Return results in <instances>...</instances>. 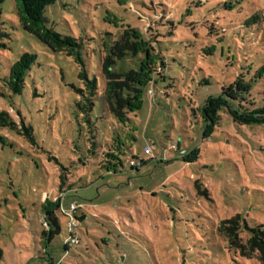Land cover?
Listing matches in <instances>:
<instances>
[{"label":"rangeland","instance_id":"374dc122","mask_svg":"<svg viewBox=\"0 0 264 264\" xmlns=\"http://www.w3.org/2000/svg\"><path fill=\"white\" fill-rule=\"evenodd\" d=\"M3 7L10 35L0 48V76L25 51L37 59L23 92L5 87L0 96V109L19 123V130L0 126V264H261L249 238L250 228L264 224V123L237 124L222 110L214 133L204 137L201 106L241 74L255 79L250 96L263 104L264 77L254 76L264 62V23L247 20L264 0L48 5L47 25L80 41L89 76L98 79L88 117L78 107L81 63L23 29L15 0ZM129 26L148 31L162 72L152 74L125 125L106 104L101 57ZM142 57L128 54L114 67L138 70ZM114 132L135 138L127 141L122 164L108 171L102 164ZM195 149L198 158L187 161ZM131 159L145 163L132 168ZM71 203L79 206L77 216L86 213L72 220L79 244H66ZM47 207L59 223L52 237ZM235 214L242 216L240 239L250 257L218 232L220 220Z\"/></svg>","mask_w":264,"mask_h":264},{"label":"trees","instance_id":"16d2710c","mask_svg":"<svg viewBox=\"0 0 264 264\" xmlns=\"http://www.w3.org/2000/svg\"><path fill=\"white\" fill-rule=\"evenodd\" d=\"M6 0H0V48L7 45L6 39L9 37L4 26L3 13L4 3ZM56 0H15L17 13L21 26L26 31L34 34L40 41L45 43L53 51H64L69 56H74L81 63L82 68L79 77L82 79L84 86L76 87L80 95L78 107L87 117L92 111L95 104V97L98 93L97 77H90L85 63L80 55L81 43L71 35L63 34L53 27L47 25L45 9L48 5L53 4ZM264 23V8L259 7L253 14L248 17L247 23ZM148 31H143L137 27L129 26L125 28L121 37L115 40L110 48V52L101 57V73L104 77L103 95L109 110L115 117L125 125L131 121L129 114L140 108L143 88L152 80L153 73H161L162 68H158L159 56L152 44L153 38H147ZM142 53L140 68L122 71L116 69L114 65L117 59H121L128 54ZM37 55L33 52L25 51L13 62L9 73L0 76V96H5V87L12 93H22L26 84V75L35 63ZM163 65L164 63L161 62ZM255 78L264 77V62L257 68ZM255 79H246L244 75H239L233 83L223 86L219 94L210 95L201 106V114L205 121L206 127L204 137H210L221 119V111H228L237 124L264 123V102L260 106L255 105L252 99L251 88ZM151 89V88H150ZM153 92V91H152ZM90 120V118H89ZM94 122L90 121V125ZM0 126L9 127L19 130V123L6 109H0ZM30 133V128H26ZM95 127L91 128L92 149L96 147ZM112 143L109 144V151L105 152L104 163L102 164L108 171H115L122 164V157L125 148L128 146V140L134 139L135 136L130 132L128 138L120 132L112 134ZM107 139L105 140V143ZM199 156L198 149L193 150L185 156L187 161H193ZM141 165L132 166L138 169ZM199 185V182L197 183ZM63 185V184H62ZM65 196L66 191H62ZM58 204V205H57ZM55 205L61 206V202L56 200ZM50 215L45 217L46 225L49 226V236L59 230L58 219L54 214L53 207H47ZM70 221L68 214L64 213ZM240 214H235L231 218L220 220L218 232L229 238L230 247L239 250L243 256L250 257L246 251V245L241 242L240 231L243 229V221H240ZM86 213H81L77 219L83 220ZM68 221V227H69ZM251 236L249 238V247L260 248L261 264H264V224L250 228ZM79 244L81 242L78 233ZM69 244V243H66ZM4 255L3 248L0 246V261Z\"/></svg>","mask_w":264,"mask_h":264},{"label":"built area","instance_id":"2783aa9c","mask_svg":"<svg viewBox=\"0 0 264 264\" xmlns=\"http://www.w3.org/2000/svg\"><path fill=\"white\" fill-rule=\"evenodd\" d=\"M152 91H153L152 89H149V93H152ZM173 148H175V145H173ZM151 150H152L151 147L147 146L144 151H145L146 154H149L151 152ZM142 161L143 160L131 159L130 160V164H131V166H138V165H141ZM78 209H79L78 205H76L75 203H71L69 209L67 211H65V213L68 214L69 217H70V221H69V236H68V238L66 240V243H74L75 244V243L79 242L78 233H76L74 231V229L76 227L74 228L73 224H72V220L74 219V217L77 219V215H76L75 212Z\"/></svg>","mask_w":264,"mask_h":264}]
</instances>
